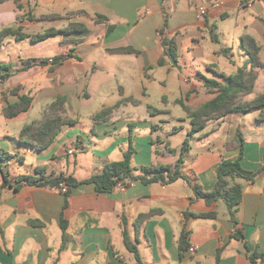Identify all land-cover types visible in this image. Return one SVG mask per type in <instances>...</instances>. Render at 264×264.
Wrapping results in <instances>:
<instances>
[{
	"label": "crops",
	"instance_id": "0c3cea01",
	"mask_svg": "<svg viewBox=\"0 0 264 264\" xmlns=\"http://www.w3.org/2000/svg\"><path fill=\"white\" fill-rule=\"evenodd\" d=\"M213 1L0 0V31L21 26L22 32L37 34L62 29L70 22H83L89 28L85 34L59 33L38 41L59 45L52 55L41 58L30 52L38 43L31 38L10 35L0 42V63L11 67L10 76L0 82V148L15 156L3 163L10 184L5 183L0 170V264H137L135 254L125 244V232L145 264H251L245 243L264 256V120L258 119L259 111L211 119L202 131L189 136L190 114L178 102L183 100L196 109L216 96L205 81L215 76L214 71L230 75L238 70L240 66L236 71L221 68L225 62L236 68L237 48L247 61V49L241 46L243 36L255 39L264 63V4L260 0L247 4L244 0H217L220 5L213 7ZM19 3L25 7L20 8ZM202 5L208 12L200 17L198 7ZM29 13L34 19H29ZM51 14L64 17L42 18ZM97 15L107 20L97 22ZM166 19V34L177 38V67L168 59L158 64L163 57L159 30ZM187 39L191 43L189 60L181 53ZM58 55L62 57L54 60ZM198 59L211 77L199 69ZM188 63L194 71L186 70ZM257 72L255 90L244 100L264 92V68ZM93 91L98 106L81 108V97L91 99ZM21 95L32 97L30 108L7 117L5 107L18 102ZM58 97L66 99L65 115L77 123L66 126L44 150L21 141V129L40 120ZM171 105H176L177 111L170 109ZM105 108L113 111L102 120H94ZM239 129L245 140L241 163L255 177L241 181L237 223L223 199L209 205L196 197L185 178L166 185L145 184L139 179L124 190L104 193L97 192L93 183L83 182L72 187L68 195L49 185L17 181L24 174L39 179L73 175L84 181L107 163L123 159L131 145L136 174L143 166H175L188 139L182 171L210 191L216 185L220 161L240 156ZM160 130L166 137L157 135ZM180 133L183 141L174 151L170 137ZM78 150L91 151L88 165L82 164L79 156L70 160L69 155H77ZM171 153L175 159L166 163ZM11 161L18 166H12ZM152 209L160 212L137 230L138 216ZM211 210L217 212L215 218L185 215ZM62 219L67 221L65 233ZM237 228L242 239L233 236ZM185 229L189 231L188 247L181 250L179 239ZM257 264H264V257Z\"/></svg>",
	"mask_w": 264,
	"mask_h": 264
},
{
	"label": "trees",
	"instance_id": "16d2710c",
	"mask_svg": "<svg viewBox=\"0 0 264 264\" xmlns=\"http://www.w3.org/2000/svg\"><path fill=\"white\" fill-rule=\"evenodd\" d=\"M251 0H244L243 4H247ZM264 4V0H260ZM20 8L25 6L22 3L18 4ZM29 19H34V16L29 13L26 14ZM64 16L51 14L48 16H42L43 19H60ZM107 17L104 15H97L96 21H106ZM167 19L165 25L160 28L161 45L163 48V57L159 60V65H163L168 59L173 67L179 66V53L176 36H170L166 34ZM87 24L83 22H70L66 27L62 29L50 28L42 33L28 34L22 32L21 26L6 27L0 31V42L7 36L13 35L17 39L31 38L34 42L45 40L51 36L59 33L67 35L71 34H85L88 32ZM110 29V27H109ZM241 46L247 49L248 59L243 66H240L234 74L227 75L222 72L214 71L215 76L213 78H207L205 81L206 87L213 93H217L214 98L205 102L196 109H191L187 106L183 100H178L179 103L189 112L191 118L192 128L189 131V136H192L205 128L207 121L211 119H219L227 116L230 113L241 112L248 113L257 109L259 111L258 119L264 120V92L257 95L251 100H242L246 95H250L254 92L256 82L258 78L257 69L264 68V63L260 60L259 51L260 47L254 38L249 35L241 38ZM122 50V49H119ZM128 50H132L129 49ZM223 52H227L226 49ZM62 56H55L54 60H59ZM47 61V59L42 60ZM10 65L0 63V82L6 81L10 76ZM65 103L66 99L58 97L53 101L44 116L40 120H35L29 124H26L20 131L19 139L37 150H44L51 146L55 141L58 134L68 125H74L77 123L76 119L69 118L65 115ZM32 104V97L29 95H21L20 100L16 103L9 104L5 107L4 113L7 117L12 118L21 112L27 111ZM113 108H105L98 112L94 116V120H102L106 118ZM236 139L240 147V156L237 159L223 158L217 167V182L215 187L210 191H205L198 183H194L188 178L182 171V163L184 155L188 149V139L185 140L181 155L175 166L171 164H154L150 166H143L138 168L141 171L140 174L135 173V169L132 166V156L134 149L132 145L125 152L123 159L118 161H112L107 163L101 172L92 175L90 178L80 181L73 175L59 174L48 178L42 177L41 179L33 175H20L17 177V181L25 180L28 184L49 185L51 187L59 185L61 182H66L69 186V190L72 187H77L83 182H91L95 185L96 191L100 193L113 192L119 185H123L125 188L131 186L136 180H141L145 184L160 183L163 185L173 183L179 178L187 179L193 187L194 193L197 198H203L211 205L218 200L223 199L227 205L231 219L237 223V213L240 208V204L243 196L242 180L252 181L255 177V173L247 170L241 163L242 153L245 145V140L242 131L239 129ZM14 154L0 148V170L4 172L5 183L10 184V178L6 175L3 163L5 161L13 159ZM264 168V166H263ZM19 184L15 185V189ZM69 190L66 194H69ZM67 204V202H66ZM159 209H152L147 213H142L136 220V228L140 229L142 223L148 218L159 213ZM187 217L196 218H215L217 212L215 210L192 213L186 212ZM34 225H42L41 222H31ZM61 227L66 232L67 221L61 220ZM189 235L188 230H184L179 239V245L181 250L187 249ZM234 237L242 239L243 234L240 229L237 228ZM125 244L127 248L133 252L137 259V264H145L140 256L139 250L135 242H133L128 233L125 232ZM247 254L249 256L251 264H257L259 259H263V254L257 250L252 251L247 244H244ZM220 256L218 255V259Z\"/></svg>",
	"mask_w": 264,
	"mask_h": 264
},
{
	"label": "rangeland",
	"instance_id": "374dc122",
	"mask_svg": "<svg viewBox=\"0 0 264 264\" xmlns=\"http://www.w3.org/2000/svg\"><path fill=\"white\" fill-rule=\"evenodd\" d=\"M43 24V23H42ZM41 25H36V28H40ZM52 40V39H50ZM49 42H52V41H47V43H42V42H38V43H35V45H33L30 49V52L33 54V57L34 58H41L42 56L44 55H52L55 51H57V49L59 48V45L57 44H51L50 45H47L49 44ZM191 47V43H190V40L187 39L186 41H184V43L182 44L181 46V53H183V56L182 58H186L187 60H189V48ZM235 59L237 60V66L236 68L234 66H232V64L228 63V62H225V63H222L221 64V68L222 69H225V71H236V69L239 67V66H243L246 62L245 58L243 57V55H241L239 53V49L237 48L235 50ZM198 62L200 64L199 66V69H201L203 71V73H205L207 76L211 77L212 76V73L210 71H207V67L205 64L202 63V61L200 59H198ZM186 70L188 72H191V71H194L193 68H195L194 66H191V64H187L186 65ZM245 96L242 98V100H244ZM154 101H156V99H153ZM98 97L96 95V93L93 91V96L91 99L87 98L86 96H82L81 97V108H89V109H94L96 106H98ZM156 103V102H154ZM157 105V104H155ZM177 108L176 105H171L170 106V109H172L173 111H177ZM250 112H258L257 109H254L253 111H250ZM248 112V113H250ZM167 116V119H168V122L171 121V117L170 115H166ZM158 123H160L159 119L156 120ZM173 123V122H171ZM180 124V122L178 123ZM157 135H161V137H166V133L165 132H162L161 130L157 133ZM226 138H227V133L224 135ZM155 138L157 139V136H155ZM189 139H191L190 137H188ZM171 139V143L170 145L173 147L174 151L175 149H177V147L179 145H181L182 141H183V135L182 133H180L179 135H173L172 137H170ZM80 157L81 159V163L82 164H86L88 165L89 163V156H92L91 155V151H82V150H78L77 152V155H69V158L70 160H75L77 159V157ZM68 157V155H67ZM175 159V154L174 153H171L167 156L166 158V163H172ZM11 165L12 166H18L16 161H11ZM19 172H17L18 174Z\"/></svg>",
	"mask_w": 264,
	"mask_h": 264
},
{
	"label": "built area",
	"instance_id": "2783aa9c",
	"mask_svg": "<svg viewBox=\"0 0 264 264\" xmlns=\"http://www.w3.org/2000/svg\"><path fill=\"white\" fill-rule=\"evenodd\" d=\"M211 5H212L213 7H217V6L220 5V3H219L217 0H214V1L211 3ZM207 12H208V8H207L206 6L202 5V6L198 7V15H199L200 17H202V16H204L205 14H207ZM48 61H49V62H52L53 59L50 58ZM53 188L56 189V190H59V191L62 192V193H66V192L69 190V186L66 184V182H61L59 185H57V186H53ZM118 188L121 189V190H124V189H125V187H124L123 185H119ZM195 249H196V248H195L194 246L190 247V250H191V251H194Z\"/></svg>",
	"mask_w": 264,
	"mask_h": 264
}]
</instances>
